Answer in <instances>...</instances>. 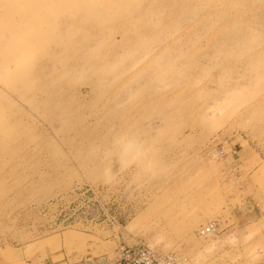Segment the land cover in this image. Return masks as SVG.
<instances>
[{
    "label": "rangeland",
    "instance_id": "1",
    "mask_svg": "<svg viewBox=\"0 0 264 264\" xmlns=\"http://www.w3.org/2000/svg\"><path fill=\"white\" fill-rule=\"evenodd\" d=\"M139 249L264 264V0H0V264Z\"/></svg>",
    "mask_w": 264,
    "mask_h": 264
},
{
    "label": "built area",
    "instance_id": "2",
    "mask_svg": "<svg viewBox=\"0 0 264 264\" xmlns=\"http://www.w3.org/2000/svg\"><path fill=\"white\" fill-rule=\"evenodd\" d=\"M213 230V225L201 229L200 234L205 235ZM113 264H179L176 256L172 254H153L144 249L127 251L120 254Z\"/></svg>",
    "mask_w": 264,
    "mask_h": 264
},
{
    "label": "crops",
    "instance_id": "3",
    "mask_svg": "<svg viewBox=\"0 0 264 264\" xmlns=\"http://www.w3.org/2000/svg\"><path fill=\"white\" fill-rule=\"evenodd\" d=\"M247 202L248 200L246 201L244 200L243 202L240 203V205L237 208L234 209L236 210V216H237L235 222L239 226H245L250 222H254V220H256L258 208L256 205L253 204L254 202L253 203L250 202L247 203ZM61 261H63V259L60 260L59 258H57L55 264H61ZM27 264H53V263H51L46 258H40V259L37 258L36 260L29 261Z\"/></svg>",
    "mask_w": 264,
    "mask_h": 264
}]
</instances>
